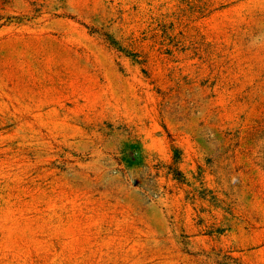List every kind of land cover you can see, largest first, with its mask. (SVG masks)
Instances as JSON below:
<instances>
[{
    "label": "rangeland",
    "instance_id": "obj_1",
    "mask_svg": "<svg viewBox=\"0 0 264 264\" xmlns=\"http://www.w3.org/2000/svg\"><path fill=\"white\" fill-rule=\"evenodd\" d=\"M0 264H264V0H0Z\"/></svg>",
    "mask_w": 264,
    "mask_h": 264
}]
</instances>
